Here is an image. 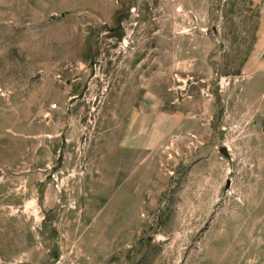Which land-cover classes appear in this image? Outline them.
Here are the masks:
<instances>
[{
	"label": "rangeland",
	"instance_id": "rangeland-1",
	"mask_svg": "<svg viewBox=\"0 0 264 264\" xmlns=\"http://www.w3.org/2000/svg\"><path fill=\"white\" fill-rule=\"evenodd\" d=\"M0 264H264V0H0Z\"/></svg>",
	"mask_w": 264,
	"mask_h": 264
},
{
	"label": "water",
	"instance_id": "water-1",
	"mask_svg": "<svg viewBox=\"0 0 264 264\" xmlns=\"http://www.w3.org/2000/svg\"><path fill=\"white\" fill-rule=\"evenodd\" d=\"M222 151H223L224 153H227V151H226V149H225V148H223V149H222Z\"/></svg>",
	"mask_w": 264,
	"mask_h": 264
}]
</instances>
